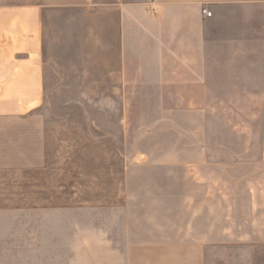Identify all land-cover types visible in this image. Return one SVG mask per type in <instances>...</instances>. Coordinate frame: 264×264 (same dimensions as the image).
I'll use <instances>...</instances> for the list:
<instances>
[{
	"label": "rangeland",
	"instance_id": "obj_1",
	"mask_svg": "<svg viewBox=\"0 0 264 264\" xmlns=\"http://www.w3.org/2000/svg\"><path fill=\"white\" fill-rule=\"evenodd\" d=\"M64 14L51 27L43 159L0 166V264H106L108 237L160 218L182 233L193 203L206 202L212 223L225 212L264 223V69H250L264 67V56L243 62L240 78L216 81L225 85L133 83L114 93L105 22L95 79L81 52L91 23L78 20L80 9Z\"/></svg>",
	"mask_w": 264,
	"mask_h": 264
},
{
	"label": "crops",
	"instance_id": "obj_2",
	"mask_svg": "<svg viewBox=\"0 0 264 264\" xmlns=\"http://www.w3.org/2000/svg\"><path fill=\"white\" fill-rule=\"evenodd\" d=\"M71 8L80 9V22L91 23L85 36L90 48L81 52L95 79L99 23L105 22L106 80L114 93L133 83L155 88L225 85L216 81L240 78L241 64L254 61L253 56L263 61L264 0H0V166H37L43 159L46 118L40 108L54 85L51 27L66 22L64 13ZM197 193L204 199L209 195ZM250 193L254 197L257 191ZM206 205L187 207L182 233L160 218L130 229L137 233L123 232L119 241L108 237L112 250L106 264H259L264 223L231 222L226 212L212 223Z\"/></svg>",
	"mask_w": 264,
	"mask_h": 264
},
{
	"label": "built area",
	"instance_id": "obj_3",
	"mask_svg": "<svg viewBox=\"0 0 264 264\" xmlns=\"http://www.w3.org/2000/svg\"><path fill=\"white\" fill-rule=\"evenodd\" d=\"M204 13H205V12H204ZM206 15H207V16H210V13H207V12H206Z\"/></svg>",
	"mask_w": 264,
	"mask_h": 264
}]
</instances>
